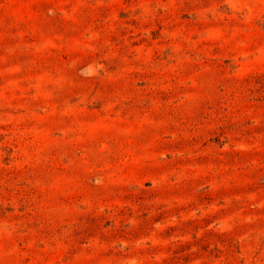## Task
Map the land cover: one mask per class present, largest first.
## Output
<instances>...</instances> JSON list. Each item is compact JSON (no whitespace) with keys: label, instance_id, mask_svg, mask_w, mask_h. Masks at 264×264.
<instances>
[{"label":"rangeland","instance_id":"374dc122","mask_svg":"<svg viewBox=\"0 0 264 264\" xmlns=\"http://www.w3.org/2000/svg\"><path fill=\"white\" fill-rule=\"evenodd\" d=\"M0 264H264V0H0Z\"/></svg>","mask_w":264,"mask_h":264}]
</instances>
